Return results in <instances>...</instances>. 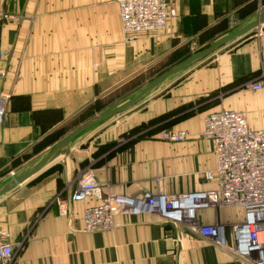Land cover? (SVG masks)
Here are the masks:
<instances>
[{
    "label": "crops",
    "instance_id": "crops-1",
    "mask_svg": "<svg viewBox=\"0 0 264 264\" xmlns=\"http://www.w3.org/2000/svg\"><path fill=\"white\" fill-rule=\"evenodd\" d=\"M261 5L262 0H174L170 35L128 39L112 0H0V99L5 102L0 188L44 159L73 125L101 113L105 98L133 93L156 65H167L211 31L222 33L232 20L239 21L238 29L248 25ZM256 30L255 38L202 63L211 66L183 79L165 99L148 103L147 111L131 113L107 139L95 144L80 136L0 197V242L13 249L10 264H247L189 227L149 214L117 215L111 230L85 232L83 211L98 200L72 202L71 195L86 171L103 195L212 188L204 173L216 167L213 151L195 141L204 116L221 109L240 112L250 129L264 130V90L241 88L264 70V23ZM191 104L198 110L186 108ZM150 122L185 132L188 140L131 139L148 132ZM242 221L237 207L198 215L202 225L224 227L227 247L234 244L232 228Z\"/></svg>",
    "mask_w": 264,
    "mask_h": 264
},
{
    "label": "built area",
    "instance_id": "built-area-1",
    "mask_svg": "<svg viewBox=\"0 0 264 264\" xmlns=\"http://www.w3.org/2000/svg\"><path fill=\"white\" fill-rule=\"evenodd\" d=\"M118 6L122 33L132 39L139 34L168 36L176 17L173 0H112ZM3 15L0 14V18ZM250 92L264 90V72L242 84ZM5 116V102L0 99V125ZM185 132H163L160 139L180 143ZM200 137L209 142L216 161L214 171L204 173L207 190L167 195L143 192L136 197L106 193L93 173L86 171L71 195L72 202L89 198L98 200L83 211L85 232L111 230L117 215L138 217L149 214L173 226H187L219 247H226L237 260L247 264H264V130L248 127L243 113L218 110L204 116ZM219 207H237L243 221L232 228L234 244L227 247L221 225H200V211ZM12 247L0 242V264H10Z\"/></svg>",
    "mask_w": 264,
    "mask_h": 264
},
{
    "label": "rangeland",
    "instance_id": "rangeland-1",
    "mask_svg": "<svg viewBox=\"0 0 264 264\" xmlns=\"http://www.w3.org/2000/svg\"><path fill=\"white\" fill-rule=\"evenodd\" d=\"M173 2H174V0H173ZM260 9H264V0H262V5L259 7V10ZM257 11H258V9H257ZM238 23H239V21L232 20L230 22L229 27H226V25H224V27L221 31L222 33H220L219 31H213V32L211 31V33L207 34L206 37H201L200 39H198L197 44H193L188 48H184V50L181 53H177L172 58H170V60L167 62V65H156L154 67V69L150 72V74H147V76H144L141 79H139V81L141 83L135 86V91L133 93L129 92L126 94V92L125 93L122 92V93H119L118 95L111 96V99L105 98L103 100L104 107H103L102 111H100L101 113H97L96 116L120 106L121 104H123L124 102L129 100L131 97H133L135 94H137L144 86H146L150 81H152L154 78H156L157 76L162 74L164 71L176 66L177 64L186 60L187 58H189V57L195 55L196 53L200 52L201 50L207 48L214 41L228 35L229 33H232L235 30H237L241 26V25L239 26ZM259 31L260 30H258V33H259ZM256 35H258L257 30L254 29V30L250 31L249 33H247L246 35H244L243 37L227 44L226 46L221 48L218 52L214 53L210 57L201 61L197 65H194L191 68L185 70L184 72L173 76L172 78L167 80L165 83H163L157 90H155V92L151 93L145 99V101L141 102L133 110H131L125 114H121V115L115 116L113 118H110L109 120H107V121L101 123L100 125L92 128L91 130L87 131L86 133H84L81 136L82 140L97 144L98 142H101L102 139H107L109 133L116 131V129H118L122 124H124L128 120V117H130L131 113L137 112V111L138 112L139 111H147L146 105H148V103H150L152 101L159 100L161 98L165 99L166 93L168 91L172 90L178 84H180L183 79L187 78L193 72H195L201 68L211 66V65H201L202 63H205L207 61H212L214 59V58L212 59V57L223 55L226 51H228V49H231L234 46L246 44L250 39L255 38ZM261 72H264V70ZM259 75H260V73H259ZM219 93H222V91H220ZM217 96H218V99L222 98V94H217ZM186 108L192 109L191 110L192 112L198 110L193 104L187 105ZM92 117H90V118H92ZM146 127L148 128V132L143 131V132H145L144 134H142L143 132L135 133V135L133 137H131V139L135 140V139H140L142 137L143 138L145 137L146 139L151 140V141H160L161 142L162 140L159 139L160 136L159 137L155 136L156 132L160 133V135L163 132H172V133L178 132L174 128H171V126L169 128L166 125L156 126V123H151V122ZM71 129H72L71 131H73L75 129L74 125H73V127H71ZM187 140H188V136H187V139L185 141H187ZM195 141L199 144L201 143L204 146H206V150L212 155L211 145L208 142H206L205 140H203L200 137V134L198 135V137ZM162 142H165V141H162ZM168 143H171V142H168ZM171 147L173 148L174 146L169 145V148H171ZM205 190H207V189H205ZM165 194L171 195V193H165ZM200 225H202V224H200Z\"/></svg>",
    "mask_w": 264,
    "mask_h": 264
},
{
    "label": "water",
    "instance_id": "water-1",
    "mask_svg": "<svg viewBox=\"0 0 264 264\" xmlns=\"http://www.w3.org/2000/svg\"><path fill=\"white\" fill-rule=\"evenodd\" d=\"M264 23V9L257 15V17L248 25L238 29L216 41H214L210 46L196 53L195 55L187 58L176 66L164 71L162 74L154 78L150 81L146 86H144L137 94L131 97L129 100L121 104L120 106L111 109L107 112H104L93 119L83 123L82 125L75 128L73 131L64 136L59 142H57L49 154L42 159L38 164L29 169L28 171L18 175L11 177L8 182L0 188V197L7 194L12 189L20 186L24 182H26L30 177L38 173L41 169H43L53 158L54 156L61 150L68 148V146L77 138L82 136L87 131L92 128L100 125L101 123L113 118L115 116L124 114L133 108H135L138 104H140L146 97H148L151 93L155 92L163 83L172 78L173 76L184 72L185 70L191 68L194 65H197L201 61L210 57L214 53L218 52L221 48L226 46L227 44L243 37L250 31L256 29L259 25Z\"/></svg>",
    "mask_w": 264,
    "mask_h": 264
}]
</instances>
